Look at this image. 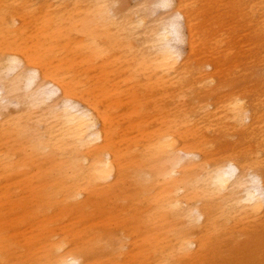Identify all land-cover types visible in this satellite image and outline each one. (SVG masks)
I'll return each mask as SVG.
<instances>
[{
	"label": "bare ground",
	"instance_id": "6f19581e",
	"mask_svg": "<svg viewBox=\"0 0 264 264\" xmlns=\"http://www.w3.org/2000/svg\"><path fill=\"white\" fill-rule=\"evenodd\" d=\"M70 1L117 48L97 29L29 45L11 17L0 218L38 222H0V264H264V0H144L129 20L116 0H55L46 21ZM214 6L231 23L205 20ZM100 61L125 78L79 70ZM155 95L168 104L140 120Z\"/></svg>",
	"mask_w": 264,
	"mask_h": 264
},
{
	"label": "rangeland",
	"instance_id": "374dc122",
	"mask_svg": "<svg viewBox=\"0 0 264 264\" xmlns=\"http://www.w3.org/2000/svg\"><path fill=\"white\" fill-rule=\"evenodd\" d=\"M116 10L123 11V13L127 14L126 19H130L131 15L129 13L137 12L142 13L143 7L147 4L144 0H116ZM150 0L149 2H151ZM55 3V0H0V63L7 57V53L4 50L5 45L11 40L9 37L11 36L8 32L11 28V17H18L22 20L20 24H17V27L23 26V38L30 45L32 42H41L43 37H49L50 41L54 39H58L59 41H53L52 45L54 47L64 46L67 42L65 37H68L70 41H81L84 37L85 29H97L95 32V36L98 38H103V40H107L108 44L111 47L117 48L115 44V36L104 37L102 34L101 28L98 26L93 17L86 14L87 8L85 2H80L75 6L72 4V1L68 2L67 7L61 13L63 18L61 19H52L51 21H46V12L45 8L50 6V4ZM150 8V4H148ZM49 11V18H53L55 14H59L57 10H55V6ZM157 14H161V17H166L168 11L166 10H156ZM212 13V14H210ZM227 10L224 7L214 6L213 9H209L207 12V17L205 20L215 16H221L224 18V21L231 23L230 18L226 14ZM212 20V19H211ZM210 21V20H209ZM240 27H238L239 29ZM85 44V42H82ZM133 48L135 45L133 44ZM58 49V48H56ZM69 50V49H68ZM123 67L122 64H118L114 66L113 64H105L104 62H97L94 66L83 65L79 68L81 72H86L87 77L94 82H103L110 79H115V81H119L125 76L122 74ZM257 74L261 75L263 73L257 72ZM7 81L5 77V73L0 71V82ZM23 89H22V81L19 82V88L11 92L12 98L14 100H23ZM115 99V98H114ZM155 102H159V104H168V100H161V96L155 95L152 98V101L145 102L146 108L140 113V120H151L154 118H150L153 114V105ZM22 110H25V105L21 104L18 106ZM132 105L120 106L119 111L120 114L127 113L129 108H132ZM14 110L13 108L9 109ZM17 115H21V113H17ZM126 122V120H123ZM4 142H6L4 140ZM11 192V191H10ZM4 207L3 216L0 218V222H6L8 224L9 233L11 234V219L16 217H24L26 212L18 211L16 215H12L11 213V205L9 208ZM28 219L27 222L19 223L17 219V233L20 235L23 231L28 229V225L36 224L38 222L37 218ZM67 216L63 217L65 220ZM21 238H17L20 240ZM24 253L25 250L19 249ZM250 259L244 257L241 259V264H249Z\"/></svg>",
	"mask_w": 264,
	"mask_h": 264
}]
</instances>
